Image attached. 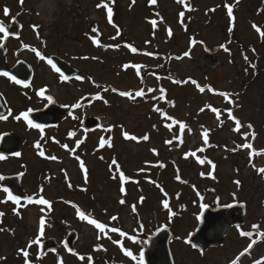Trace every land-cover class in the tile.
<instances>
[{"label":"rangeland","instance_id":"374dc122","mask_svg":"<svg viewBox=\"0 0 264 264\" xmlns=\"http://www.w3.org/2000/svg\"><path fill=\"white\" fill-rule=\"evenodd\" d=\"M260 1L244 0L241 3L234 30L228 34L230 17L224 14L225 0H191L193 10L186 14L191 17L186 31L176 22L181 8L177 0H156V4H150L149 0H103L114 10L113 24H109L105 8L96 7L101 0H28L29 7L40 13V18L35 20L43 22L53 38L78 47L77 54L83 53L84 48L91 51L94 64L85 62L83 67L93 71L95 94L102 95V98L84 114L99 119L100 126L86 135L79 130L75 138H56L53 148L64 159H58L55 164L43 162L40 166L32 162L31 156L26 159L31 177L28 191H36L33 187L35 176L43 175L49 168L47 173L51 181L44 186V196L51 202V211L49 205L15 209L0 201V213H3L0 216V229H3L0 231V264H25L21 249L28 252L30 264H59V255L63 256V264H87L85 258L82 261L68 256L63 249L38 258V245L29 247L28 242L36 239L42 215L46 223L40 241L43 237H59L66 229L76 230V249L82 254H91L93 260H88L89 264H138L135 257L140 245L130 241V234L148 236L163 225L169 226L173 232L170 248L175 264H232L249 244L252 247L240 256L238 264H254L257 260L264 264V236L260 235L264 233V173L259 171L264 168V154L249 155L251 150L260 152L264 149V38L252 27L255 24L264 31V11L258 13L256 9ZM152 20L159 25L157 37L151 39L157 51L147 56V42L144 40L150 39L147 22ZM93 28L98 31L90 32ZM166 29L171 30L173 38ZM82 32L91 34L99 44L86 41L80 35ZM192 40L195 45L190 55L184 56ZM226 40L231 43L226 44ZM129 43L137 52H127ZM222 44L229 51L221 48ZM205 54L218 59L219 66L204 68L201 58ZM125 64L140 65L145 73L143 84L137 69H124ZM162 65L175 79L158 81L149 72V68ZM191 80L201 87L210 86L214 93H233L235 117L244 125L240 132L234 131L236 123L226 117L230 106L223 97L213 94L207 87L201 93ZM137 89L145 92V99L128 100L118 95ZM160 89L165 92L163 99ZM156 108L165 109L161 113ZM212 108L220 110L219 119ZM167 117L183 122L186 127L181 131L176 123L171 129L167 128V124L173 123ZM248 124L253 127L249 129ZM205 130L212 143L205 148L207 154L204 153L209 160L201 164L189 157L184 158L188 151L204 146ZM125 131L138 139H125ZM253 132L255 139L252 138ZM144 134L149 135L148 141L139 140ZM101 137L109 138L112 145L106 144L102 154L94 150ZM49 139L52 143V138ZM77 140L82 141L78 147ZM167 140L172 143L166 144ZM244 143H251L252 149L238 147ZM62 145H68L69 150H64ZM153 148L156 153L151 151ZM76 156L84 161L86 180L85 172L82 174L78 170ZM112 156L129 177L124 183V193L120 192L118 174L117 179H113L114 168L109 169ZM161 164L164 166L160 167ZM178 175L179 180L176 179ZM193 184L198 185V192L205 189V203L219 196V204L236 202L246 206L243 227H230L221 245L201 254L184 242L196 227L200 211L197 203H193L198 200L197 193L191 188ZM82 185L86 186L84 190L80 187ZM58 196L64 197L65 201H56ZM67 199L84 213L90 214L91 211L94 214L92 219L114 225L125 233L121 241L124 251H119L117 243L113 242L121 240L118 234L109 231L108 226L101 233L95 225L83 222L76 207L69 206ZM121 199L126 202L121 204ZM164 200L168 201L167 209L163 207ZM112 216L117 219L113 221ZM253 225L258 227L254 229ZM241 232H251L252 235L242 236ZM128 252L131 255H127Z\"/></svg>","mask_w":264,"mask_h":264},{"label":"flooded vegetation","instance_id":"af4514ba","mask_svg":"<svg viewBox=\"0 0 264 264\" xmlns=\"http://www.w3.org/2000/svg\"><path fill=\"white\" fill-rule=\"evenodd\" d=\"M243 1L225 0L223 4L226 16L228 14L225 5L230 4L233 6V16L235 19L232 20L230 18V23L233 24L231 27L233 28L236 24V17H238V10ZM185 3L187 7H185V4H181L179 13L181 11L185 13L183 19L184 23L188 26L190 17L186 14L190 13L192 3L190 0H185ZM263 4L264 0H261L260 4L256 5L258 13L261 10L264 11ZM109 7L111 6L109 5ZM5 8L9 10L8 15L4 13ZM105 12L107 13V9H105ZM39 16L40 13L38 11L29 7L28 0H23V4H21L20 0H0V23L4 25L8 33L7 35L0 33V73H9V76L0 74V114L7 116V119L0 120V156L3 157V159H0V176L3 177V179H0V201L1 203L11 205L13 208L33 206L36 203H29L25 199L17 204L9 200L7 198L8 194L3 189L10 182L14 181L16 183L19 181L21 187L26 191L27 197L31 196L33 200H36L41 196L45 199L44 186L51 181V177L47 173L49 168H44L43 175L36 173L38 175L34 178L36 182L33 183V187H36L37 192L28 191L27 184L30 182L31 177L28 174L29 167L26 159H29L31 156L33 158V161H31L36 164L38 163L40 166L43 162L55 164L58 159H64V156L55 147L53 148L56 138H75L79 130L85 135L92 132L82 129L83 120L91 118L84 114V111H91L95 103L100 101L85 102L86 99L95 95L93 71L89 67H83L85 62L89 65L94 64L91 51L84 48L82 50L83 53L77 54L78 47L63 44V40L58 41L53 38L52 32L46 29L44 23L35 20L40 18ZM179 19L180 15L177 21ZM109 24H113V22ZM33 26L37 27L34 28ZM147 27V34L150 36V39L144 41L147 42L146 50L153 55L157 50L154 49L151 39L157 37L159 27L157 23L154 27L151 22H147ZM90 32L92 31L90 30ZM80 35L86 41H93L94 37L88 32H82ZM147 46H153V48L149 49ZM126 50L131 52L130 48H126ZM37 51L40 52L44 59L37 56ZM187 52L190 55V51L188 50ZM147 56L150 55L148 54ZM48 59L53 61L56 68H53L48 63ZM57 68H61L64 74L56 71ZM61 74L67 77V79L62 80ZM13 76L16 80L23 81L24 83H16L15 80L11 79ZM78 76L83 79H77ZM41 89H44L43 95L38 94ZM49 96L52 98V102H49ZM74 104H78L79 107L73 108L72 105ZM59 108H64V110L59 112ZM29 109H31L29 119L32 120L33 124L43 125L42 128L31 127L23 118L20 120L15 118L21 112L28 111ZM69 132H73L75 135L69 136ZM28 138L34 139L29 140ZM49 138H52V143ZM37 143L40 145L39 148L36 147ZM62 148L69 150V147ZM40 151L44 152V156L39 154ZM15 153H20V155L17 156ZM59 153L61 158L58 156ZM98 153H101V151H98ZM51 156H55L56 159H49ZM77 164L78 170L84 174L85 171L80 168L79 163ZM13 167L18 169L11 171ZM40 169L43 171L41 167ZM80 187L84 190L86 186L82 185ZM55 200L65 201L62 196L56 197ZM67 202L71 207L74 205L69 199H67ZM93 215L90 211V214L86 216L91 219ZM167 227L170 228L169 226ZM231 227L240 229L243 226L237 227L234 224ZM70 230L66 229L61 236H56L57 241L61 243ZM61 249L65 252L63 247ZM193 250L200 254L203 253L196 249ZM50 253L53 252L47 253L44 257H47ZM68 256H75L79 260H82L81 257L86 260H89V258L93 260L91 254H82L77 249H75L73 254ZM60 257L63 258L62 255H59V259Z\"/></svg>","mask_w":264,"mask_h":264},{"label":"snow or ice","instance_id":"6c2138e0","mask_svg":"<svg viewBox=\"0 0 264 264\" xmlns=\"http://www.w3.org/2000/svg\"><path fill=\"white\" fill-rule=\"evenodd\" d=\"M20 2H21V4H23V0H20ZM133 2H135V0H133ZM149 3L150 4H156V0H149ZM177 3L185 4V7H187V4L185 3V0H177ZM96 7L97 8L103 7L105 9H107L108 21H109V23H112V16H113V10H112V8L109 7V5L107 3H104L103 0H101V3L100 4H97ZM225 7L227 8V14H228V16L232 20H234L235 18L233 16V6L230 5V4H226ZM214 10L215 9H213L212 11H214ZM4 13H5V15H8L9 14V10L7 8H5L4 9ZM157 15H158V13H157ZM179 15H180L181 18H183L184 15H185V13L183 11H181L179 13ZM151 23L155 27L157 21L156 20H152ZM33 27L35 28L37 26H33ZM252 27L260 34L261 38H264V31H261V29L259 27H257V25H255V24H253ZM228 30H229V32H231L232 31V28L229 27ZM97 31H98L97 28H93L92 29V32H94V33L97 32ZM0 33H4L5 35L8 34L6 28L4 27V25L2 23H0ZM118 34H119V32H118ZM169 34H171V30L170 29H169ZM93 43H98V41L95 38H93ZM193 43H195V41H193ZM25 47H27V45H25ZM128 47L130 48V50L133 53L137 52V49L135 47H133L132 45H128ZM220 47L221 48H224V50L226 52L229 51V49L226 48L223 44L220 45ZM34 51H35V49H34ZM36 54H37V56H40L41 59H44V57L40 54V52L37 51ZM148 54L151 55V53H148ZM183 55L184 56H188L189 53L188 52H185ZM244 59L247 60L248 59L247 56H245ZM48 63L51 64L53 68H56V65L53 63V61L51 59H48ZM123 67H124V69H128L129 67H133V68L137 69V74H139L140 65H128V64H125V65H123ZM251 67L255 68V65H251ZM56 71H59V69H56ZM245 71H247V69H245ZM0 74H2L4 76H9V73H7V72L0 73ZM11 79L15 80L16 83H24L23 81L16 80V78L14 76L11 77ZM61 79L62 80H66L67 77H65V76H63V74H61ZM77 79H83V78L78 76ZM187 82L188 81H184V83H187ZM176 83H181V82L180 81H176ZM191 83L195 84L199 88V91L201 93H203L205 91V88L206 87L208 88L209 91H214L210 86L201 87L195 80H191ZM25 86H27V85H25ZM105 91H107V89H105ZM113 91H115V89H113ZM148 91L149 92H152L153 89H148ZM160 92H161V99H163L164 98V89H160ZM43 93H44V89H41L38 94L43 95ZM119 94L121 96L129 97L130 99H135L136 97H143L145 95V92L143 90L136 91L134 96H133V94L131 92H120ZM218 94L221 95V96H225V97H227L229 95L226 92H220ZM97 98H101V97H99V94H97ZM153 99H156V97H153ZM48 100H49V102H52V98L50 96L48 97ZM105 103H107V101H105ZM72 107L73 108H76V107H79V105L78 104H74V105H72ZM155 110L156 111H160L159 108H156ZM30 111H31V109H29L28 111H25V112H21L15 118L17 120H20L21 118H23L25 121H27L28 125L31 126V127L42 128L43 125L33 124L32 120L29 119V112ZM201 111H204V109L202 108ZM212 111L217 114V118L219 119L220 110L219 109H216V108H212ZM228 118L230 120H234L235 123H236V127H235L234 131L240 132L241 128L244 127V125L239 121L238 118H236L232 114L231 110L228 111ZM4 119H7V116H4V115L0 114V120H4ZM167 119L173 120V123L172 124H167L166 125V127L169 128V129H171L173 127V124H176V123H179V126H180L181 131H183L184 128L186 127V125L183 122L176 121L172 117H167ZM247 127L249 129H251L253 126L251 124H248ZM107 130L110 131V128L107 129ZM189 131H191V130L189 129ZM68 135L69 136H73V135H75V133L69 132ZM244 135H245V137H247L248 134L245 133ZM123 136H124L125 139H130V140H133V141H136L138 139L137 136H135V135H129V133L127 131L123 132ZM203 138H204V142L207 143L208 142V131L207 130H205L203 132ZM252 138L255 139V133L254 132L252 133ZM177 139H179V138L177 137ZM139 140L148 141L149 140V135L148 134H144L143 136L139 137ZM81 143H82L81 140H77L76 141L77 147ZM165 143L166 144H171L172 143V140H167V141H165ZM181 143H183L182 140H181ZM106 144L109 147L112 146L109 140H105L103 137H101L100 138V141H99L100 147L103 148ZM36 147L37 148L40 147L39 143H37ZM62 147L67 148L68 145H62ZM238 147L244 148V149H252L253 145L251 143H244L242 145H238ZM233 150H235V149H233ZM72 151L75 152V149H72ZM151 151L153 153H156V149L155 148L151 149ZM198 151H203V149H198ZM39 154L41 156H44V152L43 151H40ZM257 154H264V149H261L260 152L257 153ZM15 155L19 156L20 153H15ZM189 155H195V153H185V156L186 157L189 156ZM75 158L79 161L80 168L85 171V178H86L87 170L85 168L84 161L81 160L79 156H76ZM0 159H3V157L0 156ZM49 159L55 160L56 157L55 156H51V157H49ZM101 159H103V157H101ZM199 162L201 164H203L205 161L204 160H200ZM209 163H211V161H209ZM163 166H164L163 164L160 165V167H163ZM113 168H114V174H113L112 178L113 179H117V175L116 174H118V179L120 181V192L121 193H124L125 192L124 183L129 180V177H127L125 175V173L121 170V166L118 164L116 158H113L111 160V163L109 164V169L110 170H113ZM140 171H143V169H141ZM259 171L261 173H264V168L259 169ZM0 179H3V177L0 176ZM176 179L177 180L180 179L179 175L176 177ZM236 183L239 184V181H237ZM69 186L71 187V185H69ZM3 190H4V192H6L8 194L7 198L9 200L14 201L17 204L20 203L21 197L13 195L7 188H4ZM161 191H163L162 188H161ZM25 199L29 203H36V204H39V205H49V211H51L50 202L48 200L44 199L42 196L39 199H36V200H33V198L31 196L25 197ZM141 201H143V197H141ZM125 202L126 201L123 200V199L120 200V203L121 204H124ZM162 203H163V207L164 208H166V209L169 208V204H168V201L167 200L162 201ZM230 206L231 205H226V207H230ZM73 207H76V206L73 205ZM202 207H206V205H202ZM133 210H135V206H133ZM76 213L80 217L81 220L88 219V217L85 215V213L83 211H81L78 207H76ZM2 215H3V213H0V216H2ZM111 219L113 221H115L117 219V217L116 216H112ZM45 223H46L45 217L42 215L40 217V219H39V232H38V235H37V237H36L35 240H32V241H29L28 242V246L29 247H31L33 244H37V243L40 242V237L44 233ZM88 223L89 224H92V225H95V227L97 229H99L101 233H104L105 232V229L107 227V225L105 223L98 222V220H96V219H88ZM237 227H239V226H237ZM252 227L255 229L258 226L257 225H253ZM110 230L112 232H118L119 231V229H117L115 227H112ZM0 231H3V229H0ZM240 234L242 236H246V237L252 235L251 232H241ZM120 235H125V233L121 232ZM260 235L261 236H264V233H261ZM97 238L99 239V236ZM113 242L114 243H118V241H113ZM192 246L194 248L196 247V245H194V244ZM251 247H252V244H249L248 247L245 248L243 250V252H241L239 254V256H237V258L232 261V264H238V261H239L240 256H243L245 253H247ZM19 251L22 252V254H23L24 258H25V264H30V262L28 260V252L26 250H24V249H21ZM126 254L127 255H131L130 252H128ZM81 259H83V257H81ZM89 259H91V258H89ZM141 259H142V254H141ZM262 259H264V258H262ZM254 264H261V261L260 260L254 261Z\"/></svg>","mask_w":264,"mask_h":264},{"label":"water","instance_id":"95a60500","mask_svg":"<svg viewBox=\"0 0 264 264\" xmlns=\"http://www.w3.org/2000/svg\"><path fill=\"white\" fill-rule=\"evenodd\" d=\"M203 66L213 69L219 66V62L210 56L202 59ZM97 99V96L91 97L88 101ZM64 108H59V112ZM99 121L96 118H86L83 121V129L91 130L98 127ZM13 195L21 197V200L26 197L25 191L21 188L20 182H10L5 186ZM230 207L210 206L203 207L199 213L196 229L186 238V244L196 245L195 249L204 251L208 248L220 245L224 237L233 224L243 225L245 215V205L243 203L229 204ZM172 237V232L167 227H160L153 235L145 240V246L140 252L141 264H174L169 242ZM77 233L72 231L68 234L64 241V246L68 253H74V242L76 241ZM58 244L56 240L51 238L44 240L39 244V256L44 255L49 250H57ZM142 254V259H141Z\"/></svg>","mask_w":264,"mask_h":264},{"label":"trees","instance_id":"16d2710c","mask_svg":"<svg viewBox=\"0 0 264 264\" xmlns=\"http://www.w3.org/2000/svg\"><path fill=\"white\" fill-rule=\"evenodd\" d=\"M151 73L153 74V77H155V79L158 80V81H160L161 79H164V80H167V79H175L174 75L171 72L168 71V68L167 67H165L163 65L162 66H159L156 69H153L151 71ZM139 79H140L141 83L143 84L144 81H145V73L142 71V68H139ZM139 90L140 89L133 90V91H130V92L134 96L135 95V92L136 91H139ZM212 93L213 94H215V93L218 94L217 92L214 93L213 91H212ZM228 94L229 95L227 96V99H230V108L227 109L226 111L228 113V111L231 110L232 114L234 115V111H235V108L234 107H235V105H234L233 97H232L233 94H232V92H229ZM137 98L138 99L139 98L145 99V96H143V97H136V99ZM128 100H131V99L128 97ZM151 101H152V99H151ZM171 103H172V101H171ZM165 108H167V107H165ZM164 109H163V111L161 110L160 112L163 113L164 112ZM202 145H204V146H201V147L199 146L197 149L188 151V153H195V155H189V156L186 157L185 154H184L183 157L184 158H187V159L189 157L193 161L196 160L197 162H199L200 160L208 161L209 159H207L206 158V155H205V154H207V152H205V148H208V147L212 146V143H211L210 139L208 138V142L207 143L204 142ZM178 148H179V145H178ZM198 149H203V151H198ZM201 152L203 154L200 155ZM257 153H259V152H256L254 150H251V153L249 155L250 156H255V155H258ZM112 158H113V156H112ZM191 188L197 193L196 195L198 196V200L195 201V202H193V203H197V206L198 207L201 208L202 205H206L208 203H210L211 205H214V204L215 205H218L219 204L218 203V199H219V196L218 195H217L218 197H213L210 202L205 203V201H204V199L206 197L205 189H202L201 192H198L199 189H198V185L197 184H193V186ZM207 190L208 191H211V192L213 191V189H211V188H207ZM176 195H179V193H176ZM129 237H130V241L131 242L132 241L133 242H137L138 245H140L142 247L144 245V240L147 237V235L146 236H142V235L139 236L137 234H132V235L130 234ZM135 261H136V263L139 264V261H138V253H137V256L135 257Z\"/></svg>","mask_w":264,"mask_h":264},{"label":"bare ground","instance_id":"6f19581e","mask_svg":"<svg viewBox=\"0 0 264 264\" xmlns=\"http://www.w3.org/2000/svg\"><path fill=\"white\" fill-rule=\"evenodd\" d=\"M84 121V120H83ZM82 124H83V122H82ZM106 140H110L109 138H107Z\"/></svg>","mask_w":264,"mask_h":264}]
</instances>
